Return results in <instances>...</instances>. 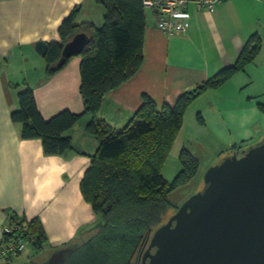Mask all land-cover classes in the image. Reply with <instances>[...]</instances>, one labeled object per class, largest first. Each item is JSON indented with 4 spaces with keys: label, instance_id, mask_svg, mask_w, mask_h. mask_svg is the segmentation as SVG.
Wrapping results in <instances>:
<instances>
[{
    "label": "crops",
    "instance_id": "obj_1",
    "mask_svg": "<svg viewBox=\"0 0 264 264\" xmlns=\"http://www.w3.org/2000/svg\"><path fill=\"white\" fill-rule=\"evenodd\" d=\"M76 7H80V23L95 25L94 21L103 20L104 11L94 0H0V240L8 212L26 220L39 218L48 236L44 251L49 257L61 250H77L97 232L93 229L96 216L83 199L80 183L98 141L86 132L91 120L86 115L68 132L75 150L63 157L46 156L41 141L21 139L20 126L11 120V112L18 108V91L12 85L26 83L34 91L45 119L63 110L84 111L81 58L73 57L48 77L44 57L35 50L38 42L60 40L59 28ZM146 13L142 67L106 96L97 118L121 129L140 109L145 95L158 106H174L185 92L235 63L247 40L259 34L260 54L246 71L218 89L207 90L191 104L162 175L174 181L182 170L184 149L199 159L201 170L198 155L207 144L223 153L220 158L218 153L213 155L211 165H216L234 152L261 143L264 115L257 104L264 103V88L257 75L264 70V0H227L212 13L192 4L190 28L183 35H165L157 28L158 17L150 10ZM24 254L11 264H21Z\"/></svg>",
    "mask_w": 264,
    "mask_h": 264
},
{
    "label": "trees",
    "instance_id": "obj_2",
    "mask_svg": "<svg viewBox=\"0 0 264 264\" xmlns=\"http://www.w3.org/2000/svg\"><path fill=\"white\" fill-rule=\"evenodd\" d=\"M94 2L103 8L102 26L80 23V7H76L59 28L60 40L46 43L48 49L44 56L47 76L52 77L72 59L57 68L65 44L78 33L87 35L90 43L78 56L81 58L80 96L84 111L77 114L63 110L45 119L38 109L34 91L22 83L12 85L18 91V108L11 112V120L20 126L21 139L40 140L46 156L63 157L75 150L68 132L84 116H91L86 132L98 141V149L91 156L80 191L96 216L93 229L97 232L82 247L71 250V258L74 264H136L153 233L181 206L172 203L170 195L189 187L200 171L199 159L184 149L180 154L182 170L174 181L168 182L162 175L182 129L185 113L204 92L218 89L238 72L246 71L260 54L262 39L259 34L252 35L235 63L185 92L174 106H158L145 95L132 120L125 127L114 129L98 119L97 114L106 96L134 78L142 67L146 12L149 9L144 0ZM257 107L264 115V103H258ZM198 120L203 123L200 114ZM195 192L188 191V196ZM7 226L11 231L3 233L0 243L25 244L22 253L7 257L10 263L25 252L27 244L37 254L49 244L39 218L26 220L8 212ZM108 256L118 260L108 261Z\"/></svg>",
    "mask_w": 264,
    "mask_h": 264
},
{
    "label": "water",
    "instance_id": "obj_3",
    "mask_svg": "<svg viewBox=\"0 0 264 264\" xmlns=\"http://www.w3.org/2000/svg\"><path fill=\"white\" fill-rule=\"evenodd\" d=\"M89 43L86 34H76L57 68ZM47 49L44 42L35 45L42 57ZM204 182L153 233L141 264H264V140L211 166Z\"/></svg>",
    "mask_w": 264,
    "mask_h": 264
},
{
    "label": "built area",
    "instance_id": "obj_4",
    "mask_svg": "<svg viewBox=\"0 0 264 264\" xmlns=\"http://www.w3.org/2000/svg\"><path fill=\"white\" fill-rule=\"evenodd\" d=\"M224 0H144L147 9L158 17L157 28L167 36L183 35L190 28V5L199 10L213 12ZM11 230L7 226L5 233ZM25 244L22 242L0 243V264H10L7 257L22 253Z\"/></svg>",
    "mask_w": 264,
    "mask_h": 264
},
{
    "label": "rangeland",
    "instance_id": "obj_5",
    "mask_svg": "<svg viewBox=\"0 0 264 264\" xmlns=\"http://www.w3.org/2000/svg\"><path fill=\"white\" fill-rule=\"evenodd\" d=\"M101 11L103 10L100 7ZM147 16L149 15L148 13H146ZM94 21V20H93ZM95 22V26L100 28L103 24V20L101 18V20L98 21H94ZM260 70V69H258ZM259 78H261V88H264V70L261 73H258L257 75ZM264 98V97H263ZM263 99H261V102ZM209 127V131L211 130V124H208ZM238 128H240V123H238ZM229 129H232V124L230 123L229 125ZM214 147L213 145H208L207 144V148L204 150V153H200L199 158H201V170L199 171L197 177L189 184V187L184 188V189H179L177 191H175L173 194L170 195L169 199L172 203H176V204H183L189 197V193L188 191H196V193L204 190L205 188V182H204V176L206 173V168H210L211 166V162L213 161V155L215 153H218L219 151H215L213 150ZM223 153H218V158H220V155ZM187 198V199H186ZM93 245H96V243H94ZM72 251H70L69 253H71ZM49 258V253L48 251H43L39 254L36 253V251L34 250V248L30 245L27 244L26 246V250H25V254L23 256V258H21V264H39L42 263L43 261H47ZM118 260L117 258L113 257V256H108V261H116ZM123 262V261H122ZM111 263V262H110ZM11 264V263H10ZM113 264V263H112ZM116 264H122L121 262H117Z\"/></svg>",
    "mask_w": 264,
    "mask_h": 264
},
{
    "label": "flooded vegetation",
    "instance_id": "obj_6",
    "mask_svg": "<svg viewBox=\"0 0 264 264\" xmlns=\"http://www.w3.org/2000/svg\"><path fill=\"white\" fill-rule=\"evenodd\" d=\"M240 153V152H239ZM73 256L70 253H67L66 250H61L57 253L52 254L47 261H43L39 264H69V259ZM141 258L142 255H140V258L138 259V262L136 264H141Z\"/></svg>",
    "mask_w": 264,
    "mask_h": 264
},
{
    "label": "bare ground",
    "instance_id": "obj_7",
    "mask_svg": "<svg viewBox=\"0 0 264 264\" xmlns=\"http://www.w3.org/2000/svg\"><path fill=\"white\" fill-rule=\"evenodd\" d=\"M69 260H70V261H69V264H74V262H73L74 259H73V258H70Z\"/></svg>",
    "mask_w": 264,
    "mask_h": 264
}]
</instances>
